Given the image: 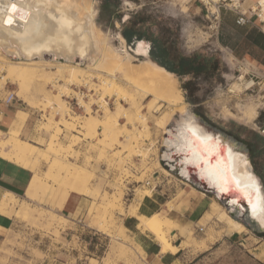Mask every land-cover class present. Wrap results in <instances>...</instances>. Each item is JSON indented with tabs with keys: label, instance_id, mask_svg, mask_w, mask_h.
<instances>
[{
	"label": "bare ground",
	"instance_id": "1",
	"mask_svg": "<svg viewBox=\"0 0 264 264\" xmlns=\"http://www.w3.org/2000/svg\"><path fill=\"white\" fill-rule=\"evenodd\" d=\"M258 3L264 12V0ZM13 4L16 11H12ZM95 12L94 0H0V72L10 83L18 85L15 94L29 107L34 106L36 94L46 104L53 103L42 126L49 134L47 139L39 137L32 143L15 134L28 115L25 111H19L13 122L15 133L0 139V158L32 173L22 199L6 190L1 193L0 214L15 216L18 209H24L31 201L45 204L53 202V198L59 199L61 209L74 192L92 200L93 209L86 215L88 226L106 234L115 224L114 213H123L122 180L130 175L128 164L134 157H140V168H148L150 150L155 147L158 154L160 146L157 159L152 158L165 175L171 173L161 160L188 179L194 173L201 182L215 188L217 197L236 192L229 200V208L223 205L216 208L212 202L204 213L203 223L214 220L224 224L225 229L221 226L225 232L247 231L241 221L229 214L234 204L241 207L238 210L241 213L244 208L239 197H242L254 220L264 229V191L247 152L196 118L184 100L178 76L150 59L146 42L138 40L129 48L125 43L122 50L111 45L95 22ZM127 18L125 15L124 19ZM8 19L12 23H6ZM137 56L142 59L135 62ZM47 83L56 93L45 89ZM72 84L90 87L97 94L93 102L102 114L92 113V102L83 105L85 114L72 113L62 97L73 91ZM253 84L248 81L243 85L248 89ZM73 93L82 104V96ZM112 98L114 108L107 101ZM257 109L258 105L252 104L241 110V116L227 108L223 111L228 117L248 123L255 119ZM57 113L60 117L55 119ZM64 130L70 132L66 144L60 139ZM158 131H161L159 141ZM79 138L86 141L88 153L95 152L97 161L105 159L116 172L109 182L114 192L93 183L97 172L89 167L91 155L85 153L82 163H77L80 153L73 146ZM43 144L46 149L41 147ZM39 157L49 163L42 173L37 170ZM138 217L142 230L151 233L159 244L160 253L175 254L189 246L195 237L184 225L174 233L176 220L160 212ZM171 236L186 239L181 240L184 244L174 245ZM116 242L122 259L135 253L120 238L116 237Z\"/></svg>",
	"mask_w": 264,
	"mask_h": 264
},
{
	"label": "rangeland",
	"instance_id": "2",
	"mask_svg": "<svg viewBox=\"0 0 264 264\" xmlns=\"http://www.w3.org/2000/svg\"><path fill=\"white\" fill-rule=\"evenodd\" d=\"M110 1L109 5L102 7L101 0H94L95 22L115 48L122 50L125 43L128 48L134 45L128 44L120 33L123 23L127 20L124 19V16L127 15L136 22L142 18L145 19V22L138 24V27L147 35L161 39L171 51L176 50L184 55L198 53L201 57L212 59L214 65L206 75H177L184 100L200 122L220 131L227 137H231L239 147L248 152L252 170L260 179L264 191V138L253 129V121L245 123L243 120L226 116L223 111L224 108H227L237 116H241L246 107L257 104L258 115V111L264 104V89L260 88L262 82L257 83L259 79H263L260 77L262 68L256 66L253 61L234 57L222 45V41L235 42L237 36L230 29H228L229 32L226 31L219 14L222 9L236 10V6L239 10L241 0L216 1L223 6L219 7L218 13L216 3L206 4L205 7L200 0H119L118 6L114 5V0ZM257 6L258 1L249 8ZM243 10L247 11L248 9L243 7ZM257 11L260 14L263 12L259 9ZM261 18H264V12ZM256 19L253 17L252 21ZM260 22L264 25V22ZM141 59L140 56H137L135 62ZM251 76L258 77L254 78V85L245 89L243 84L251 81ZM188 80L191 85L185 87L184 84ZM93 81L95 82L97 79L93 78ZM50 85L47 83L45 89L56 93V90ZM235 85L237 87H234ZM70 87L73 91L78 92L83 99V103L80 104L77 94L73 91L68 94L69 96L66 94L62 96L72 113L85 114L83 105L92 102V113L102 114L100 107L93 102L97 94L90 87H78L73 84ZM17 89L18 85L5 79L4 72L1 71L0 97L3 98L8 90L16 93ZM38 95L36 94L37 97L33 98L35 101L33 107H29L17 95L11 105L5 106L0 103V139L15 133L13 122L19 111H25L28 114L20 130L15 133L19 139L32 143L39 137L47 139L49 134L42 126L47 122L45 115L53 107V103L46 104L47 101ZM107 101L109 106L114 108V99H107ZM59 117V113H57L55 119ZM150 125L152 126V124ZM152 128L153 126L151 130L154 132V128ZM160 134L161 131H158V141ZM69 137L70 132L62 131L60 139L63 144L68 143ZM86 145V141L79 138V142L73 146L80 153V157L77 159L78 164L82 163L83 155L88 153ZM156 145L159 146V142ZM41 147L47 148L46 144ZM154 148L150 150L151 156L146 160H149L146 170L140 168L142 162L140 157H134L131 165L128 164L130 175L122 180L123 213L118 211L114 213L115 224L110 226L106 234L88 226L87 211L89 212V209L93 207L90 198L73 196L75 205L71 212L59 209L58 198H53V202L45 204L34 200L29 202V205L27 204L24 209L17 210L14 216L17 220L16 224L7 229L8 231L5 230V234L0 238V264H60L61 261L65 264H145L140 259L141 249L134 244L130 232L123 226V219L130 216V220L137 222L136 227L141 232L148 233L154 239L151 233L142 230L138 216H149L154 212H160L175 219L173 209L184 200L186 193L184 187L191 185L171 172V175L161 172L153 161L160 154L161 147L159 146L158 154L155 153ZM93 153L96 155L92 151L87 154L91 155L89 167L97 172L93 183H98L100 189L114 192L115 189L109 182L114 180L116 172L113 168L108 167L105 159L97 161ZM48 165L47 161L39 157L38 172L42 173ZM146 181H149L148 185H146ZM183 181L187 184H184ZM146 191H150V195L144 194ZM19 198L22 199L23 194H20ZM212 202L218 206L216 208L222 205L216 198ZM143 203L148 207L145 209L146 211L141 209ZM202 218L204 219V215L198 221L190 223H187L185 219L180 220L181 222L175 219L174 233H178L179 227L184 225L193 231L196 240L193 238L189 242V246L182 247L179 257L186 264H204L205 258L207 264H219L221 258L228 252L226 243L221 238H224V234L234 235V233L240 232H225L224 224L214 220L203 223ZM244 233L256 242L257 232L253 228L247 227V231L241 232V234ZM116 237L131 246L135 252L131 257L121 258L120 251L115 247ZM171 237L174 245L180 244L186 239V236ZM217 240L220 241L217 242ZM175 263L182 264L178 259Z\"/></svg>",
	"mask_w": 264,
	"mask_h": 264
},
{
	"label": "crops",
	"instance_id": "3",
	"mask_svg": "<svg viewBox=\"0 0 264 264\" xmlns=\"http://www.w3.org/2000/svg\"><path fill=\"white\" fill-rule=\"evenodd\" d=\"M162 1V0H155ZM259 0H241L240 11L244 12L243 7H247L246 17L250 20L248 23L240 24L237 22L238 10L231 9L221 10L219 18L226 31L228 29L236 33L237 39L235 42L229 43L222 41V45L227 48L234 57L253 61L256 66L261 67L264 70V25L260 21L264 22V18H261L260 12L252 11L249 8L255 2ZM216 3V2H210ZM220 7H223L220 5ZM217 8V6H216ZM255 8V7H253ZM200 9V8H199ZM218 13V10H217ZM257 19L252 21V18ZM251 18V19H250ZM1 118V116H0ZM31 171L25 169L13 162H10L4 158H0V195L3 191H9L13 194L20 196L23 194L30 178ZM185 189V198L182 202L176 205L173 209L174 218L180 220L185 219L186 222L198 221L204 213L209 210L211 201L215 198L211 193L205 192L196 186L187 185ZM73 196H80L77 193L71 192L67 197L61 211L67 210L71 212L74 208ZM214 197V198H213ZM148 209L143 203L141 209ZM146 211V210H145ZM130 216L123 219V226L130 232L131 239L134 244L141 249V261L145 264H176L178 259L182 264L179 253L173 254L171 252L160 253L159 244L146 232H141L136 227V221L130 220ZM16 218L14 216H6L0 214V238L5 230L10 229L16 224ZM255 230V229H254ZM260 233V231L255 230ZM223 241L227 246V254L221 258L219 264H263L264 261V238L257 235L256 242L246 233L235 235H223ZM220 240H217L219 242ZM60 264H65L63 261ZM204 264H207L205 258Z\"/></svg>",
	"mask_w": 264,
	"mask_h": 264
},
{
	"label": "trees",
	"instance_id": "4",
	"mask_svg": "<svg viewBox=\"0 0 264 264\" xmlns=\"http://www.w3.org/2000/svg\"><path fill=\"white\" fill-rule=\"evenodd\" d=\"M102 7L109 5L110 0H101ZM119 0H114V5L118 6ZM145 22V19L132 21L131 16L123 23L120 33L128 44H134L138 40L148 43V53L152 61L164 67L166 70L178 76L206 75L213 67L214 63L210 57H201L198 53L184 55L178 51H171L161 39L149 36L142 31L138 24ZM191 82H185V87H190ZM264 238V232L257 233Z\"/></svg>",
	"mask_w": 264,
	"mask_h": 264
},
{
	"label": "water",
	"instance_id": "5",
	"mask_svg": "<svg viewBox=\"0 0 264 264\" xmlns=\"http://www.w3.org/2000/svg\"><path fill=\"white\" fill-rule=\"evenodd\" d=\"M62 59V58H61ZM202 123V122H201ZM206 128L212 130L213 132H217L219 133L222 138H224L225 140H229L230 142H233L236 146H238L235 141L231 138V137H227L226 135H224L223 133H221L220 131L216 130V129H213L209 126H207L206 124L202 123ZM239 147V146H238ZM171 163V162H170ZM172 163H175V161H172ZM161 164H163V166H165V168H167L169 170V172L173 173L174 175H176L177 177H179L180 179H183V180H186L188 181L189 183H191L193 186H196L197 188L205 191V192H208V193H211L212 195L215 196V198L223 205L225 206L226 208H229L231 206L229 200L232 198V197H235L237 194L236 192H233L231 191L229 194H223L222 196L220 197H217V194H216V191H215V188L212 187V186H209L206 182L204 181H200L198 179V177L192 173L191 174V177L188 179L187 177L185 176H182L178 169L175 168H171L170 166H168V163L166 164L165 161L161 160ZM260 180V179H259ZM261 182V181H260ZM262 184V183H261ZM262 189H263V186H262ZM239 201H240V204L243 205V210H241V213H238V210L241 209L240 206L234 204V207H233V210H231L229 212L230 216H232L233 218L241 221L245 226L247 227H250V228H253L255 230H258L260 232H264V229L261 228L260 224L254 220L253 216L251 215V212H250V209L248 208L246 202H243L242 201V197H239Z\"/></svg>",
	"mask_w": 264,
	"mask_h": 264
},
{
	"label": "built area",
	"instance_id": "6",
	"mask_svg": "<svg viewBox=\"0 0 264 264\" xmlns=\"http://www.w3.org/2000/svg\"><path fill=\"white\" fill-rule=\"evenodd\" d=\"M200 1L204 4L205 7H206V4L210 3V1H208V0H200ZM216 6H217V10L219 12L220 2H216ZM259 6H260V4L258 3V6L256 8H251V10L257 11V9H259V11H262L261 8H258ZM237 8H238V6L235 7L236 10H237ZM237 22L240 24H244V23L250 22V20L246 17L245 12L238 10ZM260 73H261L260 77L263 79H259V81L257 83L259 84L262 82V84H261L262 86H260V88L264 89V70L261 69ZM258 76H251L250 80L253 81L255 84L254 78L255 77L257 78ZM15 100H16L15 92L10 91V90L7 91V93L5 94V96L3 98L0 97V103L4 104L5 106L11 105ZM253 129L256 131V133L259 136L264 138V104H262V107L258 111V115L253 120ZM148 184H149V181H146V185H148ZM263 264H264V261H263Z\"/></svg>",
	"mask_w": 264,
	"mask_h": 264
},
{
	"label": "snow or ice",
	"instance_id": "7",
	"mask_svg": "<svg viewBox=\"0 0 264 264\" xmlns=\"http://www.w3.org/2000/svg\"><path fill=\"white\" fill-rule=\"evenodd\" d=\"M17 10V8H16V5L15 4H13L12 5V11H16ZM6 23H12V20L11 19H8L7 21H6Z\"/></svg>",
	"mask_w": 264,
	"mask_h": 264
},
{
	"label": "flooded vegetation",
	"instance_id": "8",
	"mask_svg": "<svg viewBox=\"0 0 264 264\" xmlns=\"http://www.w3.org/2000/svg\"><path fill=\"white\" fill-rule=\"evenodd\" d=\"M247 154H248V152H247Z\"/></svg>",
	"mask_w": 264,
	"mask_h": 264
}]
</instances>
